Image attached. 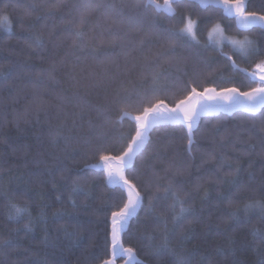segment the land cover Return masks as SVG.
<instances>
[{"label":"trees","instance_id":"trees-1","mask_svg":"<svg viewBox=\"0 0 264 264\" xmlns=\"http://www.w3.org/2000/svg\"><path fill=\"white\" fill-rule=\"evenodd\" d=\"M138 2L0 0V15H7L11 26V32L0 30V71L11 70L0 80V240L15 245L0 254V264H102L110 257V211L104 210V202L118 189L106 185L102 170L86 165L96 161L101 135L104 147L126 145L135 134L132 117L142 110L134 96L121 112L114 102L117 92L150 88L152 74L158 71L160 98L171 100L184 94L194 68L200 79L211 74L217 83L232 77L243 84V74L228 66L215 50L218 46L207 43L210 28L217 24L227 26L228 35L256 41L264 55V30L237 31L234 19L220 8L203 9L183 0L174 5L175 17L168 18L137 8ZM247 7L264 10V0H249ZM188 15L199 22L197 38L207 49L178 43L175 56L159 55L168 42L151 27L153 19L163 28H175ZM136 16L140 22L129 24ZM77 28L84 33L83 46H73L70 33ZM223 51L232 54L227 43ZM233 58L241 68L250 67ZM262 120L261 114L223 113L202 119L191 154L180 127L159 126L150 133L151 142L128 172L144 196L124 238L138 259L172 264V257L152 254L167 229L169 247L184 255L191 252V264H264V241L252 234L253 229L264 233V213L243 210L251 201L264 202ZM55 133L59 135L54 139ZM249 145L255 147L250 150ZM74 181L81 190L73 192ZM169 182L192 209L176 223L169 207L172 197L164 192ZM9 201L29 208L35 220L32 231L23 227L27 217L9 219ZM65 231L82 239L73 244ZM182 233L187 239L181 246Z\"/></svg>","mask_w":264,"mask_h":264},{"label":"snow or ice","instance_id":"snow-or-ice-1","mask_svg":"<svg viewBox=\"0 0 264 264\" xmlns=\"http://www.w3.org/2000/svg\"><path fill=\"white\" fill-rule=\"evenodd\" d=\"M183 0H163V4L159 0H139L135 5L137 8L145 10L151 9L155 17L160 14H165L168 18H174L176 15L175 4H179ZM190 3L194 2L202 8L208 5H217L222 8L223 13L227 18L234 19L236 30L250 29L252 26H258L259 29L264 30V10L259 12L249 11V0H189ZM139 16L130 17L128 23L135 24L140 22ZM83 23V20L81 21ZM199 22L193 20L190 15L182 16L179 20V27L163 28L154 18L151 27L157 34H164L168 42V49L159 55H176V48L178 43H182L188 47H204L207 49L208 45L201 46L200 40L197 38ZM225 28L217 24L209 32V37L215 35L218 39L216 43L220 45L215 49L229 62L228 66L237 73H242L244 83H236L232 77L227 79L221 78V82L217 83L216 80L209 77L200 79V72L194 68V76L190 83L183 88V95L169 100L167 96L160 98L161 85L159 84L161 72H153L152 86L144 89L143 91L133 87L132 89L121 88L116 94L115 103L121 106L120 110L129 106L133 97L137 98V103L141 109L135 115V134L127 141L126 145L120 147H104L105 137L101 135L97 138L98 144L96 147L97 159L94 163L87 164L86 167L92 169L102 170L106 185L118 189L110 201L104 202V210L110 211L108 216L109 231L107 233V241L110 248V257L104 259L102 264H115L116 258L125 257V264H144V261L137 258L136 250L124 244V238L127 235V229L130 227V221L137 215L138 211L143 207L144 196L140 190V185L134 181L128 172L132 169L133 161L137 158L138 154L146 149L150 141V133L159 126L164 127H180L184 131L186 138L185 150L191 154L192 147L195 143V135L199 130V125L202 119L218 117L221 113L229 115H247L254 117L264 113L260 110L264 108V55L258 47L257 42L250 39L248 36L242 38L226 37L224 35ZM0 30L11 32V26L8 21L7 15H0ZM73 37V46H83L84 33L77 28L74 32L70 33ZM230 47L231 55L223 51L225 46ZM37 47L41 45V40L36 37L34 40ZM236 56L243 63H250V67L241 68L237 63ZM260 57L252 61V57ZM179 63L180 61H176ZM9 72L0 71V80H6L10 75ZM225 84L230 86H225ZM206 85V86H205ZM155 97V99H151ZM125 116L126 112L123 113ZM122 118V117H121ZM264 122V120H262ZM113 122V126L115 125ZM214 132L218 133L219 128H215ZM59 133L53 134V138ZM67 139V138H66ZM123 139V136L120 137ZM254 145H249V149H253ZM261 147L264 149V140L261 141ZM223 166V165H222ZM239 171V168L233 171V175ZM159 179V178H157ZM234 182V181H233ZM55 186V185H54ZM157 190L160 185L157 183ZM73 192L80 189L77 182H73ZM166 194L172 197V203L169 206L173 211V222H179L186 218L187 215L192 213L188 201L182 198L172 182L164 188ZM59 199V197H57ZM159 197L154 196L153 200ZM252 208H258L264 213V202L251 201L244 205V212L247 213ZM152 210V204L149 205V211ZM237 213L233 212L231 215L235 216ZM55 216L59 217L62 213H56ZM27 217L24 223V229L32 231V226L35 223L31 212L26 205H20L9 201V219L19 221ZM44 217L41 215L40 219ZM190 231V230H189ZM253 236H259L264 241V233L259 229H253ZM64 236L78 244L81 237L75 233L64 232ZM148 240L153 237L148 235ZM187 239V234L182 233L179 236V243L182 246L183 242ZM12 240H0V254H3L4 249L14 247ZM152 254L160 256H170L173 258L172 264H191V252L187 255L178 253L174 248L169 247V233L165 229L163 240L160 244L152 247ZM40 264H46V261H41Z\"/></svg>","mask_w":264,"mask_h":264},{"label":"rangeland","instance_id":"rangeland-1","mask_svg":"<svg viewBox=\"0 0 264 264\" xmlns=\"http://www.w3.org/2000/svg\"><path fill=\"white\" fill-rule=\"evenodd\" d=\"M5 15V14H4ZM8 21H9V19H8ZM10 23V22H9ZM214 27H211L210 28V30H209V32L213 29ZM209 32H208V36H207V43H209V44H211V45H216V46H218V47H220V45L218 44V43H216V41H217V37L215 36V35H213L212 36V38H210L209 37ZM224 35L226 36V37H236V36H233V35H228V34H226V33H224ZM236 38H238V37H236ZM225 44L227 43L226 41L224 42ZM125 257H118V258H116V261H115V264H125Z\"/></svg>","mask_w":264,"mask_h":264},{"label":"water","instance_id":"water-1","mask_svg":"<svg viewBox=\"0 0 264 264\" xmlns=\"http://www.w3.org/2000/svg\"><path fill=\"white\" fill-rule=\"evenodd\" d=\"M163 4V2L161 3V5ZM208 6H214V7H216V8H220L219 6H217V5H208ZM208 6H206V7H208ZM206 7H204L203 9H205ZM220 9H222V8H220ZM225 15V14H224ZM252 27H258V26H252ZM251 29V28H250ZM241 31H247V30H249V29H240ZM223 114H226V115H229V114H227V113H223ZM132 120L135 122V120H134V117H132ZM139 212V211H138ZM138 214V213H137Z\"/></svg>","mask_w":264,"mask_h":264}]
</instances>
